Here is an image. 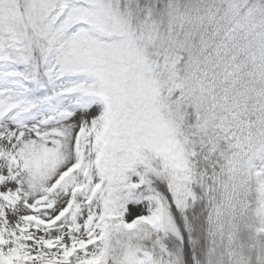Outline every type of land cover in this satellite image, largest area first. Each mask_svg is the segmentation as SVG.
I'll return each mask as SVG.
<instances>
[{"label":"snow or ice","instance_id":"6c2138e0","mask_svg":"<svg viewBox=\"0 0 264 264\" xmlns=\"http://www.w3.org/2000/svg\"><path fill=\"white\" fill-rule=\"evenodd\" d=\"M0 264H264V0H0Z\"/></svg>","mask_w":264,"mask_h":264}]
</instances>
